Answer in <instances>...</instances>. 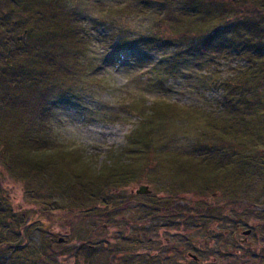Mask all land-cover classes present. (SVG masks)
Segmentation results:
<instances>
[{
  "label": "rangeland",
  "instance_id": "obj_1",
  "mask_svg": "<svg viewBox=\"0 0 264 264\" xmlns=\"http://www.w3.org/2000/svg\"><path fill=\"white\" fill-rule=\"evenodd\" d=\"M43 7L30 9L27 25L22 20L0 31V69L6 61L12 65L0 75H6L5 84L19 82L15 109L0 87V139L27 131L61 147L67 155L52 163L61 164L57 169L64 179L77 165L98 170L125 153L120 161L135 177L110 189L120 204L116 212L130 206L119 216L101 214L105 217L96 222L70 209L74 186L66 194L56 190L54 197L55 186L35 181L28 186L13 177L0 145V264L10 258L15 264H264V172L253 179L252 191L236 200L240 208L234 212L231 202L209 194L197 201L209 202L201 207L205 218L188 211L172 226L144 205L169 194L195 199L192 192L198 188L185 184L182 193L175 175L178 161L189 154L200 159L221 153L220 142L204 140L205 117L219 124L225 114L238 115L232 109L240 98L264 108V86L241 85L250 57L221 41L179 58V33L218 26L214 19L203 29L204 22L189 17L182 0H54ZM209 13L217 18L214 10ZM13 16L7 19H18ZM161 36L172 42L163 43ZM13 68L24 73L12 76ZM39 104L45 119L33 112ZM151 126L152 156L135 158L137 133L132 134ZM123 167L119 164L117 171ZM141 186L151 194H136ZM219 209L224 217L216 214ZM150 215L155 219L150 224L137 222Z\"/></svg>",
  "mask_w": 264,
  "mask_h": 264
},
{
  "label": "trees",
  "instance_id": "obj_2",
  "mask_svg": "<svg viewBox=\"0 0 264 264\" xmlns=\"http://www.w3.org/2000/svg\"><path fill=\"white\" fill-rule=\"evenodd\" d=\"M53 1L0 0V31L4 32L3 28L8 25L12 26L13 23L19 25L22 20L27 25L26 17L29 20L30 9L37 7L38 11H41L44 8L43 6L49 5ZM182 2L185 6V12L189 14V17L195 18V21L204 22L201 25L203 29L211 27V20L214 21V19H216L218 26L213 25V29L200 30L197 28L181 34L179 33L175 37L179 41L177 44L182 48L179 58L183 54L187 55V52L189 54L198 53L214 48V46L222 41V43L230 45L231 49H235L241 55L245 54L247 58L250 57V65L245 72V79L241 85L245 88L249 86H253L254 88L264 86V0H182ZM210 10L215 11L217 18L211 17ZM12 13L13 15H17L18 19H15L18 22L15 19H11V21L7 19L8 16H13ZM53 19L55 20L56 18L53 17ZM57 23H54L53 27ZM44 31L46 34L49 32V29H44ZM23 33L26 32L23 31ZM159 39L163 43L172 42V39H164L162 36ZM175 55L173 56L175 57ZM179 58H174V60L177 61ZM5 63L3 68L0 69V74H4L3 72L7 69L9 70L12 66L10 62L7 63L6 61ZM20 70L24 73L22 68ZM16 71H18L16 68L12 69V76L15 75ZM5 77L6 75H0V87L3 89L4 94L9 95L11 104L15 109L18 107L15 104L18 105L19 102L17 99L18 92L15 91V87L19 82L11 81L5 84ZM237 100L240 101L238 102V107L232 109V111L234 113L237 111L238 115H234L231 118V116L225 114L219 124L214 119L212 121L208 117H205L208 120L204 119L205 132H207V134H204V140L210 145H212L211 141L214 139L220 142L219 151L221 153L216 150L215 155L217 157L206 155L200 159L194 154H189L185 159L181 158L178 161L179 164L177 165L175 178L178 179L179 177L180 179L179 183L182 189H184L182 193L187 191H185V184L189 189L193 187L198 188L197 192H192L195 199H187L186 193H179L169 194L165 199L161 200L157 198L153 203L144 204L146 205L145 207L148 206L149 210L148 208L146 209L149 213L151 212L150 214L155 219L166 220L168 225L173 226L176 224L175 220L183 217L186 214L185 212L188 211V213L194 212L195 214L193 215L199 218H205L202 215L201 207H203V204H209V202L207 199L205 201L207 203L203 204L201 202L197 203V201L201 200V196L206 198L209 194H211L210 196L216 195V198H222L221 200H226L225 204L231 202L233 205L232 211L234 212L240 208L237 205V201L240 202L242 194L252 191L253 187L256 186V184L252 186L253 179L257 174L260 176L264 172V143H260L264 142V108H252L248 98ZM38 107V111L36 108H33V112L39 118H44L41 115L43 114V106L39 104ZM152 124L153 121L148 122V126ZM152 127H148V129L142 127L141 130L139 129L132 134L135 137L137 133L134 143L135 149H137L135 158H141L143 155L144 157H148V155L152 156V147L154 149L156 146L153 141L154 133ZM34 128L36 127L34 126ZM13 139L14 141H12ZM0 145L7 159V161L4 160L5 164L9 166L12 176L24 182V184L29 186L35 181V183H39V186L44 184L55 186L57 189H53L55 192L54 195H51L54 197L56 196V190H63V193L66 194L74 186L76 188L74 189L73 197L75 202L70 204V206L73 205L70 209L86 212V219L94 216L97 222V220L99 221L97 218L103 219V217L112 211V214L119 216L122 209H127L126 207L130 206L123 205L116 212V206H120V204L114 202L115 199L110 194V189L118 188L120 187L118 185H124L135 177L134 170L127 169L128 163L120 161L127 153L115 159L111 165L100 167L98 170H94L91 164L85 163L81 168H77V165L70 173L67 172V177L64 179L63 173L60 172V169H57H63L61 164L52 163L56 159V156L61 158V155H67L61 147H54L47 142L42 143L33 133L29 134L27 131H23L18 138L4 136L0 139ZM12 146H14L13 151L15 154L13 156L10 148ZM121 163L124 164V167L120 171H117L118 165ZM77 164H80L79 160H77ZM211 167L212 173H205ZM195 168L198 169L199 173ZM201 168H207V170H202ZM53 172H56V176L53 175ZM72 178L74 179L73 181H71ZM64 182L68 183V185L62 187L61 185ZM243 185L244 187L242 188ZM262 188H264V185H262ZM78 189L82 192H79ZM225 191L227 195H225ZM222 194L225 196H218ZM229 194L230 196H228ZM78 199L84 200L82 204L80 203L81 207L76 205ZM197 204L202 205L195 206ZM252 206L254 205L251 204ZM204 209L206 212L207 208ZM210 209L212 210L213 208L211 207ZM210 209L209 211L212 212ZM218 211L220 213L217 212L216 214L220 215V209ZM151 215L145 219L139 216L137 222H140V224L142 222L150 224L152 220H155L152 219ZM221 215L223 216V214ZM214 217L219 221L224 216ZM122 224L125 226L128 223L126 221L125 223L122 222ZM79 255H81L80 252ZM6 261L8 262L7 264L16 263L13 262L12 258L5 259Z\"/></svg>",
  "mask_w": 264,
  "mask_h": 264
},
{
  "label": "water",
  "instance_id": "obj_3",
  "mask_svg": "<svg viewBox=\"0 0 264 264\" xmlns=\"http://www.w3.org/2000/svg\"><path fill=\"white\" fill-rule=\"evenodd\" d=\"M151 190L147 186H141L140 189L136 192L138 195H149L151 194ZM251 231L246 232L247 235H249Z\"/></svg>",
  "mask_w": 264,
  "mask_h": 264
},
{
  "label": "bare ground",
  "instance_id": "obj_4",
  "mask_svg": "<svg viewBox=\"0 0 264 264\" xmlns=\"http://www.w3.org/2000/svg\"><path fill=\"white\" fill-rule=\"evenodd\" d=\"M139 41H141V42H142L143 40H142V39H139Z\"/></svg>",
  "mask_w": 264,
  "mask_h": 264
}]
</instances>
